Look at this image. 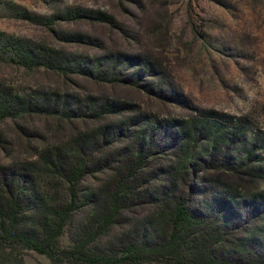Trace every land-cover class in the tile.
<instances>
[{
	"label": "rangeland",
	"instance_id": "1",
	"mask_svg": "<svg viewBox=\"0 0 264 264\" xmlns=\"http://www.w3.org/2000/svg\"><path fill=\"white\" fill-rule=\"evenodd\" d=\"M80 9L107 18L83 19ZM0 36L81 63L66 73L28 67L0 42L1 86L21 96H69L83 105L80 110L73 102L70 118L25 114L0 120V170L36 164L35 176L48 178L40 180L44 190L66 193L69 184L47 173L42 154L70 149L81 136L116 125L91 150L79 197L84 201L114 179L129 162L127 148L142 146L135 139L141 131L148 137L149 165L140 191H149L189 144L182 135L187 123L203 120L207 128L193 132L201 159L191 180L193 208L214 201L216 216L239 235L259 230L251 250L264 255V0H0ZM109 103L114 107H105ZM95 209L85 204L75 213L60 238L62 249L74 245ZM154 211L150 198L131 206L101 243ZM14 257L16 264H52L30 250Z\"/></svg>",
	"mask_w": 264,
	"mask_h": 264
},
{
	"label": "trees",
	"instance_id": "2",
	"mask_svg": "<svg viewBox=\"0 0 264 264\" xmlns=\"http://www.w3.org/2000/svg\"><path fill=\"white\" fill-rule=\"evenodd\" d=\"M77 15L91 20L107 18L93 10L80 9ZM0 42L19 64L28 67L44 66L66 73L72 70L71 67L81 65L78 59L68 60L57 51L36 47L25 40L9 38L6 42L0 39ZM98 67L96 65L95 69ZM96 72L102 80L107 78L100 70ZM73 102L82 110L83 105L69 96L42 93L21 96L0 85V120L25 114L70 118ZM85 103L97 102L87 99ZM105 107H114V104ZM92 112L98 115L100 110L93 109ZM115 126L102 127L93 134L81 136L70 149L58 147L42 154L41 161L47 173L69 184L66 193L60 188L54 193L44 190L40 182L48 178L35 176L36 164L25 165L24 169L0 170V264H16L14 255L23 250L44 255L52 264H264V255L255 257L251 250L259 230L239 235L235 228H230L227 220L216 216L214 201L211 204L203 201L201 208H193L195 186L191 180L201 160L199 138L193 132L200 128L202 133L207 128L203 120L187 123L182 135L186 140L189 138V144L186 143L159 186L140 191L148 179L143 176V170L149 165L145 157L149 153L145 148L148 137L141 131L135 139L138 138V144L142 146L135 142L127 148L129 162L122 164L107 186L86 195L81 201L78 186L91 171V150L98 145V138H106L116 131ZM210 133L217 137L215 130ZM146 198L154 204L152 215L102 244V238L114 227L120 215ZM85 204L97 208L96 213L81 229L74 245L62 249L60 238L75 213ZM261 227L264 229V222Z\"/></svg>",
	"mask_w": 264,
	"mask_h": 264
}]
</instances>
